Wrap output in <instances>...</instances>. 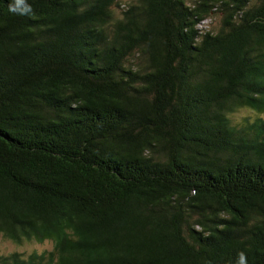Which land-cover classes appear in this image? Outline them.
I'll use <instances>...</instances> for the list:
<instances>
[{"label": "trees", "instance_id": "1", "mask_svg": "<svg viewBox=\"0 0 264 264\" xmlns=\"http://www.w3.org/2000/svg\"><path fill=\"white\" fill-rule=\"evenodd\" d=\"M118 1L0 0V264H264V0Z\"/></svg>", "mask_w": 264, "mask_h": 264}, {"label": "rangeland", "instance_id": "2", "mask_svg": "<svg viewBox=\"0 0 264 264\" xmlns=\"http://www.w3.org/2000/svg\"><path fill=\"white\" fill-rule=\"evenodd\" d=\"M136 0H119V7L114 6L112 9L117 18H121L123 12L129 9V6L135 4ZM255 2L256 0H252ZM190 5H193V1H189ZM214 12L206 20H202L198 23L197 27L200 31L216 32L221 24L222 14L217 9H213ZM218 12V13H216ZM258 115L248 109H243L236 114L230 116L231 122L235 125L241 126L246 122H252ZM53 244L49 241L44 243H38L36 241H25L22 244L15 243L4 235L0 234V256H9L14 253L22 254L23 256H29L32 253H42L45 251H51Z\"/></svg>", "mask_w": 264, "mask_h": 264}, {"label": "clouds", "instance_id": "3", "mask_svg": "<svg viewBox=\"0 0 264 264\" xmlns=\"http://www.w3.org/2000/svg\"><path fill=\"white\" fill-rule=\"evenodd\" d=\"M9 11L18 16L32 17L35 15L32 5L28 0H11ZM237 264H246V257L243 253L239 254Z\"/></svg>", "mask_w": 264, "mask_h": 264}]
</instances>
